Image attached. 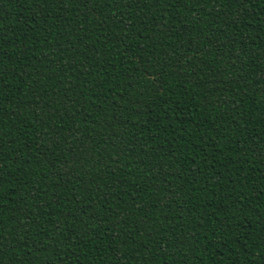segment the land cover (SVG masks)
Returning a JSON list of instances; mask_svg holds the SVG:
<instances>
[{
  "label": "trees",
  "instance_id": "1",
  "mask_svg": "<svg viewBox=\"0 0 264 264\" xmlns=\"http://www.w3.org/2000/svg\"><path fill=\"white\" fill-rule=\"evenodd\" d=\"M0 264H264V0H0Z\"/></svg>",
  "mask_w": 264,
  "mask_h": 264
}]
</instances>
